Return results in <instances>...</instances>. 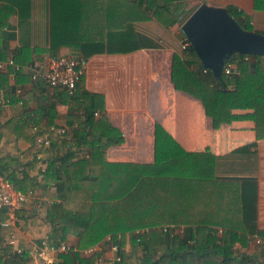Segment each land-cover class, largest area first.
Returning <instances> with one entry per match:
<instances>
[{"label":"trees","instance_id":"16d2710c","mask_svg":"<svg viewBox=\"0 0 264 264\" xmlns=\"http://www.w3.org/2000/svg\"><path fill=\"white\" fill-rule=\"evenodd\" d=\"M3 1L6 4L0 6V27L7 23L14 11L10 4L16 0ZM185 1L71 0L69 9H65L63 0H50L52 47L69 45L67 40H58L56 36L57 30L59 33L66 28L59 26L66 16L71 20L78 17L82 24L85 14L100 15L102 23L99 40L75 43L85 57L107 51L156 47L158 44L153 39L136 32L132 24L152 16L165 27L183 22L188 15L183 6ZM227 8L245 29H255L250 15L232 5ZM228 62L237 65L240 73H254L257 135L264 137V55L236 53ZM238 77L239 74H224L223 79L218 80L210 70L205 73L191 44L174 56L175 86L203 102L215 127L231 121V87L236 86ZM7 85L6 74L0 73V89ZM99 100L103 99L92 96L91 107L87 108L85 121L80 124L74 140L59 138L48 131L49 168L45 171L42 188L47 191L50 179L57 185V191L51 193L55 201L49 206L46 217L51 223L49 233L32 226V219L18 211L24 234L17 231V237L23 252H14L6 243L14 227L1 224L10 217V212L0 209V264H96V253L85 257L80 251L97 245L107 235L121 234L124 241L127 233L138 229L147 231L131 235L132 250L130 253L121 251L118 264H260L256 252L248 253L237 247V244L247 247L257 234L264 239V230L257 226L254 180H249L253 187L246 184L245 189L241 184L217 182L213 177V184L206 183L209 177L191 173L190 153L169 137L157 140L161 154L155 164L108 161L107 149L120 144L123 138L116 132L108 133V127L100 132L99 123L105 116L95 117L97 102L103 104ZM36 135L30 123L19 133L12 124H0V173L14 188L25 193L36 186L35 175L39 170L36 159L21 168L22 151L18 141L21 138L30 141L37 158L40 147L35 144ZM171 224L184 225V232L173 233L171 229L165 232L163 226ZM70 235L78 237V248L60 252L58 263H46L38 258L35 245L29 241L31 238L36 245H42L46 240L50 245L60 246Z\"/></svg>","mask_w":264,"mask_h":264},{"label":"crops","instance_id":"0c3cea01","mask_svg":"<svg viewBox=\"0 0 264 264\" xmlns=\"http://www.w3.org/2000/svg\"><path fill=\"white\" fill-rule=\"evenodd\" d=\"M70 1L63 0V8L69 9ZM196 2L202 3L201 0ZM189 3L190 0H186L183 5L187 13L194 4ZM207 3L235 6L252 17L254 30L264 33V0H208ZM2 4L6 2L0 0V6ZM10 6L14 11L0 27V62L4 63L0 73L8 78L6 88L0 89V124H12L19 133L30 123L37 134L35 144L40 147L41 158H36L30 141L24 138L18 141L22 151L21 168L36 159L39 170L35 175L37 184L32 189L34 195L21 210L24 216L32 219V226L49 233L51 223L46 217L49 206L55 201L51 193L57 191V185L51 179L47 191L42 188L45 171L49 168V149L42 147L38 139L49 138L48 131H52L59 138L74 140L80 124L85 121L87 108L91 107L92 96H97L103 99L99 100L103 104L97 102L95 117L105 116L99 123L100 132H105L108 127V133L116 132L123 138L120 144L107 149L108 161L155 164L161 154L157 140L169 137L190 153L191 173L209 177L206 183L213 184V177L217 182L237 183L245 189L246 184L253 187L249 181L253 179L257 193V226L264 230V137L257 135L254 73H238L237 84L231 87V121L215 127L203 102L178 89L173 81L174 56L183 50L182 22L165 27L153 16L135 22L132 24L134 30L153 39L158 46L107 51L85 57L75 43L100 39V15L89 17L85 14L82 24L78 17L71 20L66 16L65 22L59 25L66 28L59 33L57 30L56 36L58 40H67L69 45L52 47L50 0H16ZM149 13L152 15L151 11ZM67 54L87 59L85 74L74 95L61 87H52L42 79H32V75L45 69L50 60ZM97 112L100 114L96 115ZM61 128L64 133L59 132ZM81 153L83 155L84 151ZM11 217L10 213L1 224ZM17 217L19 232L24 234L19 213ZM136 233H127L124 241L119 235L109 241L107 235L97 245L80 252L85 257L96 253L99 264H112L118 254L114 246L118 244L122 251L130 253V238ZM29 241L36 245L31 238ZM78 241V237L70 235L65 243L77 249ZM255 246L252 242L247 247L237 244L248 253L257 251V261L263 264L264 247ZM44 260L58 263L59 252H47Z\"/></svg>","mask_w":264,"mask_h":264},{"label":"built area","instance_id":"2783aa9c","mask_svg":"<svg viewBox=\"0 0 264 264\" xmlns=\"http://www.w3.org/2000/svg\"><path fill=\"white\" fill-rule=\"evenodd\" d=\"M203 2H207L208 0H201ZM190 41L186 37L182 42V49H186L190 45ZM13 63V61H10ZM4 67V63L0 62V68ZM87 68V59L84 56H74L71 54L60 56L59 58L52 59L48 63L47 67L43 69L40 72H36L32 75L33 80H44L47 84H49L52 87H61L65 89L70 95H74L75 92L78 89L79 84L82 81V78L85 74ZM209 69L204 68V72L208 73ZM239 71L235 64L231 62H227L224 67V74L227 75H236ZM100 114L99 112L96 113V115ZM60 133H64V129H59ZM40 141V144L42 147L49 148L50 147V139L46 137H41L38 139ZM37 158H41V155L39 154ZM34 195V190H30V192L25 193L21 190H17L14 188L13 184L9 179H7L5 176H3L0 173V209H6L11 213V219L6 220L3 222V225L5 226H13L14 229L9 235V237L6 240V243L12 246L14 252H23V249L20 246V240L17 237V231H19L18 227V217L17 212L20 210H23L27 204L30 202L31 197ZM173 231V233H183L185 230V227L182 228L181 226H177L174 224L171 225H165L163 226V230ZM136 235L143 234L147 231V229H138L136 230ZM219 232L222 234L223 229L220 228ZM119 237H122L121 234H119ZM108 240L112 241L113 236L109 235ZM250 242L257 244L259 246L264 247V239L254 236L250 239ZM115 249L118 250V254L115 259L112 260V264H118V262L121 260V251L120 245H115ZM34 250L37 251L38 257L45 258L47 252L49 251H55V252H68L71 250V246H69L67 243L63 242L60 246H54L50 245L44 240L42 242V245H35ZM93 249H90L89 251H92ZM53 262V261H52ZM96 264H99L97 261Z\"/></svg>","mask_w":264,"mask_h":264},{"label":"water","instance_id":"95a60500","mask_svg":"<svg viewBox=\"0 0 264 264\" xmlns=\"http://www.w3.org/2000/svg\"><path fill=\"white\" fill-rule=\"evenodd\" d=\"M182 30L203 67L218 80L223 79L224 67L234 54L264 55V33L245 29L227 7L201 3Z\"/></svg>","mask_w":264,"mask_h":264},{"label":"rangeland","instance_id":"374dc122","mask_svg":"<svg viewBox=\"0 0 264 264\" xmlns=\"http://www.w3.org/2000/svg\"><path fill=\"white\" fill-rule=\"evenodd\" d=\"M192 3H194V4L192 5V7H190V12H188L187 18L201 4V3L196 2V0H190V3L189 4H192ZM186 6L188 7V5H186ZM187 18H185V20ZM185 20H183V22L181 23V25H183V23L185 22ZM180 34H181V36H182L183 39L186 38V35L184 34V32H183L182 29H181V33ZM255 248H257V244H256ZM256 253H257V251H256Z\"/></svg>","mask_w":264,"mask_h":264}]
</instances>
